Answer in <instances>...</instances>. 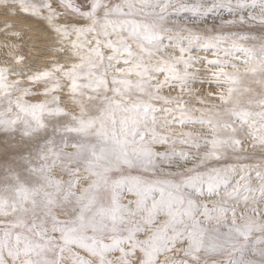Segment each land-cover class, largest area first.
Here are the masks:
<instances>
[{
  "label": "snow or ice",
  "instance_id": "1",
  "mask_svg": "<svg viewBox=\"0 0 264 264\" xmlns=\"http://www.w3.org/2000/svg\"><path fill=\"white\" fill-rule=\"evenodd\" d=\"M0 17V264H264V0Z\"/></svg>",
  "mask_w": 264,
  "mask_h": 264
},
{
  "label": "bare ground",
  "instance_id": "2",
  "mask_svg": "<svg viewBox=\"0 0 264 264\" xmlns=\"http://www.w3.org/2000/svg\"><path fill=\"white\" fill-rule=\"evenodd\" d=\"M11 23L13 24H19L20 23V20L19 19H11L10 18V21ZM4 23V17H0V24H3Z\"/></svg>",
  "mask_w": 264,
  "mask_h": 264
}]
</instances>
